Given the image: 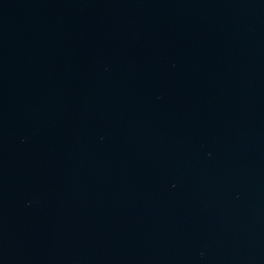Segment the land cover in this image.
<instances>
[{"label": "water", "instance_id": "1", "mask_svg": "<svg viewBox=\"0 0 264 264\" xmlns=\"http://www.w3.org/2000/svg\"><path fill=\"white\" fill-rule=\"evenodd\" d=\"M0 264H264V0H0Z\"/></svg>", "mask_w": 264, "mask_h": 264}]
</instances>
